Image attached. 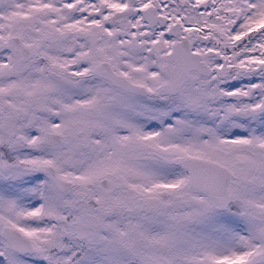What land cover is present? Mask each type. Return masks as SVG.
I'll return each mask as SVG.
<instances>
[{"label":"snow or ice","instance_id":"6c2138e0","mask_svg":"<svg viewBox=\"0 0 264 264\" xmlns=\"http://www.w3.org/2000/svg\"><path fill=\"white\" fill-rule=\"evenodd\" d=\"M0 264H264V0H0Z\"/></svg>","mask_w":264,"mask_h":264}]
</instances>
